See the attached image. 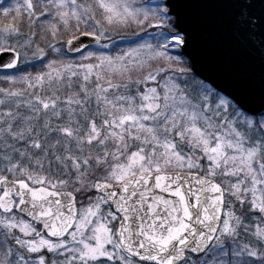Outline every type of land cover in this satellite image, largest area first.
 <instances>
[{"label": "snow or ice", "instance_id": "snow-or-ice-1", "mask_svg": "<svg viewBox=\"0 0 264 264\" xmlns=\"http://www.w3.org/2000/svg\"><path fill=\"white\" fill-rule=\"evenodd\" d=\"M0 264H264V0H0Z\"/></svg>", "mask_w": 264, "mask_h": 264}, {"label": "trees", "instance_id": "trees-1", "mask_svg": "<svg viewBox=\"0 0 264 264\" xmlns=\"http://www.w3.org/2000/svg\"><path fill=\"white\" fill-rule=\"evenodd\" d=\"M121 46L126 47V46H127V43L125 42V43H123ZM30 70H31V69H30Z\"/></svg>", "mask_w": 264, "mask_h": 264}]
</instances>
